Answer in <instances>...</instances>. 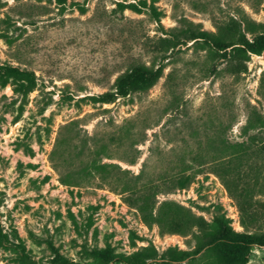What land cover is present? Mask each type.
<instances>
[{"label": "rangeland", "instance_id": "obj_1", "mask_svg": "<svg viewBox=\"0 0 264 264\" xmlns=\"http://www.w3.org/2000/svg\"><path fill=\"white\" fill-rule=\"evenodd\" d=\"M3 63L37 79L0 84V264H264V0H0ZM216 217L251 243L170 259Z\"/></svg>", "mask_w": 264, "mask_h": 264}, {"label": "trees", "instance_id": "obj_2", "mask_svg": "<svg viewBox=\"0 0 264 264\" xmlns=\"http://www.w3.org/2000/svg\"><path fill=\"white\" fill-rule=\"evenodd\" d=\"M58 4H64L65 0H56ZM74 5H78V8L81 12H84V7L79 3H74ZM119 6H121L119 4ZM122 8V7H121ZM123 9V8H122ZM121 9V10H122ZM181 34L183 37H186L188 33H191L193 38H200L203 40L210 41L213 44H219L220 40L216 38L212 33L201 30L197 28L188 27L186 29H181ZM177 38V42L179 40ZM170 40V38H169ZM167 41V40H166ZM175 46V44H172ZM161 59H166V56L163 55ZM162 66L158 65L156 67H149L143 64H139V62H133L128 67L127 71L119 74L115 80V91L111 93H103L95 96L98 101H111L116 96H124L129 93L131 89H144L152 85L161 75ZM9 78H15L17 80H21V89L23 92L28 91L31 87L34 86L35 81L37 79L34 71H29L26 69H21L19 67L13 66L11 64L3 63L0 65V84H5ZM215 222L219 226L220 234L211 240L205 241L203 239H199L197 241L196 246L192 250H183L176 251V255L170 258L172 261H181L186 257H194L198 253H200L204 248L210 245H220V246H230V247H242L243 245H248L251 243V237L246 235H235L231 234L229 231V227L226 222L221 218L216 217ZM7 239L6 234L3 232L2 227L0 226V245ZM259 244H264V240H260ZM50 248L55 253V260H58L62 263L66 264L65 258L58 253V250L54 247L51 242H48ZM95 254L103 255L104 252L100 250H94ZM248 261V256L243 255L239 264H246Z\"/></svg>", "mask_w": 264, "mask_h": 264}]
</instances>
